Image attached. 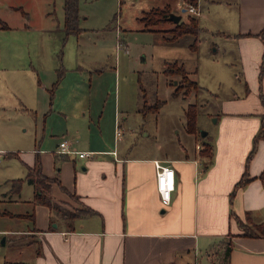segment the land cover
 I'll return each instance as SVG.
<instances>
[{
  "label": "crops",
  "instance_id": "obj_1",
  "mask_svg": "<svg viewBox=\"0 0 264 264\" xmlns=\"http://www.w3.org/2000/svg\"><path fill=\"white\" fill-rule=\"evenodd\" d=\"M177 1L199 9L197 14L187 5L203 30L233 43L243 63L245 94L221 102V108L214 112L216 131H207V136L201 133L203 139L196 143L194 152L184 144L164 152L158 141H141L135 128L121 124L116 111L108 141L95 137L89 126L84 134L71 131L77 138L65 136L69 135L67 129L65 135L57 136L54 148L33 147L16 153L26 175L37 159L40 161L42 171L53 178L50 193L59 206L54 210L35 202L34 185L27 180L22 184L15 178L6 181L5 190L0 191V217L15 221L19 227L10 230L12 234L6 238L22 240L26 248L24 259L6 261L264 264V236L244 235L236 220L239 217L250 226L264 220V136L256 137L264 115V73L260 75L264 40L257 35L264 28V0ZM14 7L29 18L22 6ZM0 27L11 26L3 22ZM82 29L80 33L86 30ZM67 37L64 32V40ZM145 101L147 94L139 108L144 119L155 111H144ZM57 111L72 114L71 108L63 105L57 106ZM117 125L122 127V135H117ZM205 140L211 144L210 155L202 153ZM63 142L70 149L94 153L81 157L56 152ZM157 162L174 169L175 187L168 203L159 190ZM245 173L251 179L236 187ZM77 209L83 210L80 216L64 215L66 210ZM25 237L32 239L24 241ZM228 244L231 250L227 255Z\"/></svg>",
  "mask_w": 264,
  "mask_h": 264
},
{
  "label": "rangeland",
  "instance_id": "obj_2",
  "mask_svg": "<svg viewBox=\"0 0 264 264\" xmlns=\"http://www.w3.org/2000/svg\"><path fill=\"white\" fill-rule=\"evenodd\" d=\"M64 3L0 0V25L7 22L11 26L0 27V191L5 190L8 179L26 175L16 153L33 147L54 148L57 136L65 135L67 129L69 135L65 136L72 138V132L84 134L89 126L95 137L108 141L116 111L121 124L135 128L141 141H158L164 152H173L180 144L194 152L203 139L202 130L216 131L214 112L221 102L245 94L243 63L225 36L202 29L194 49L192 34L177 41L166 39L171 35L166 29L173 28L174 22L147 27L140 20L151 8L169 4L171 12L182 14L187 21L190 12L183 8L188 4L177 0H79L80 26L86 30L64 40ZM14 6H22L29 18ZM166 62L184 64L200 87L175 94L183 77L166 74ZM60 73L63 77L54 86ZM144 94V111L162 101L145 119L139 110ZM59 105L71 108L72 114L57 111ZM189 105L197 111L199 128L192 133L187 125ZM142 126L144 131H140ZM17 228L15 221L0 217V264L26 256L22 240L6 238ZM28 239L32 238H23Z\"/></svg>",
  "mask_w": 264,
  "mask_h": 264
},
{
  "label": "trees",
  "instance_id": "obj_3",
  "mask_svg": "<svg viewBox=\"0 0 264 264\" xmlns=\"http://www.w3.org/2000/svg\"><path fill=\"white\" fill-rule=\"evenodd\" d=\"M187 2L191 4H197V0H186ZM64 9H65V37H67L70 34H79L83 29L80 26V10H79V0H65L64 3ZM172 9L170 8L169 4H166L164 7H153L149 11H147L146 15L144 17H141L140 20H142L147 27L149 26H155L159 25L165 22H174L168 18L170 12ZM25 13V12H24ZM174 27L168 30L171 35L167 36L166 39L169 41H177L182 36L186 34H192L195 36L194 41L192 43V47L194 49L197 48L198 44V34L203 29V27L200 25V21L197 16H194L192 14H189V18L187 21L181 19L180 22L175 23ZM163 30V29H162ZM165 30V29H164ZM258 36H260L264 40V28L257 33ZM263 75L264 73V61L261 65ZM164 72L168 75H174L179 74L183 77V83L175 89V94H178L180 91L184 90V93H189L192 88H199L200 85L196 80H193L189 77L188 71L185 68L184 64H180L178 62H166V67L164 69ZM261 75V76H262ZM62 77V73H60L58 80ZM261 98L264 102V94L261 93ZM162 101L159 103L161 104ZM159 104V105H160ZM158 105V106H159ZM158 106H152L154 110L156 111ZM192 105H189L188 107V126H192L193 129H191V126L189 127V130L191 132L198 131V126L196 124V116L197 111L196 109H192ZM207 136V135H206ZM264 136V115L262 117V124L260 127L259 132L257 133L256 137L261 138ZM202 153L205 155L211 154V144L208 140H205L202 145ZM251 179L250 176H248L246 173L242 177V179L237 183L236 187L244 185L246 182H248ZM24 180L29 181L34 185L35 192H34V201L40 202L49 205L54 210H57V204L56 201L51 196V184L53 181V178L47 176L43 171L40 164V161L37 159V163L34 167L29 168L28 173L25 178H16L15 181L19 183H23ZM90 212V210H88ZM83 210L77 209L76 211H70L66 210L64 212V215L70 218H75L77 216H80ZM238 225L243 229V234L248 236H264V220L258 224H255L254 226H250L245 224L241 218L236 217ZM231 250V245L228 244L226 248V254L228 255ZM4 264H29L26 262H15V261H5Z\"/></svg>",
  "mask_w": 264,
  "mask_h": 264
},
{
  "label": "built area",
  "instance_id": "obj_4",
  "mask_svg": "<svg viewBox=\"0 0 264 264\" xmlns=\"http://www.w3.org/2000/svg\"><path fill=\"white\" fill-rule=\"evenodd\" d=\"M188 9L191 12L199 14V9L194 5H189ZM123 129L120 125H117V135H122ZM56 152H66V153H77L81 157L94 153V151H80L76 149H70L67 147V143L63 142L61 147L56 150ZM157 167L160 168L158 171V186L161 192L163 201L168 203L171 199V192L175 187L174 182V169L169 166H164L157 162Z\"/></svg>",
  "mask_w": 264,
  "mask_h": 264
},
{
  "label": "water",
  "instance_id": "obj_5",
  "mask_svg": "<svg viewBox=\"0 0 264 264\" xmlns=\"http://www.w3.org/2000/svg\"><path fill=\"white\" fill-rule=\"evenodd\" d=\"M187 10V8H183V11H186ZM168 18L170 19V20H172V21H174L175 23H178V22H180L181 21V19H182V14H177V13H175V12H170V14H169V16H168ZM202 132V135L203 136H205V135H207V131H201Z\"/></svg>",
  "mask_w": 264,
  "mask_h": 264
}]
</instances>
